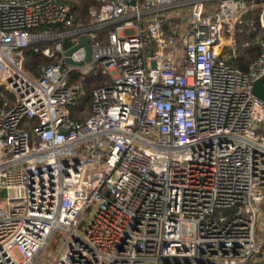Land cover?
<instances>
[{
  "label": "built area",
  "instance_id": "2783aa9c",
  "mask_svg": "<svg viewBox=\"0 0 264 264\" xmlns=\"http://www.w3.org/2000/svg\"><path fill=\"white\" fill-rule=\"evenodd\" d=\"M97 2L85 26L65 0H0V264H264L263 14L258 55L233 62L264 0ZM83 37L90 59L67 56ZM29 46L51 59L37 76Z\"/></svg>",
  "mask_w": 264,
  "mask_h": 264
},
{
  "label": "trees",
  "instance_id": "16d2710c",
  "mask_svg": "<svg viewBox=\"0 0 264 264\" xmlns=\"http://www.w3.org/2000/svg\"><path fill=\"white\" fill-rule=\"evenodd\" d=\"M69 2L68 0H65ZM72 8V14L75 22H80L82 25L87 26L89 24L90 16H89V9L92 7H97L98 2L97 0H77V2H69ZM262 7H257L245 12L237 25L236 29V51H235V58L233 59L234 65L242 70H245L248 64L258 55V46H257V38L259 33L262 30V26L260 24V9ZM181 19L180 18H173L174 23H178ZM110 28V27H109ZM100 30L98 32L99 40L104 43L106 42V33L109 29ZM62 30L59 26H41L32 29V32L43 33H56ZM51 44V43H50ZM25 70L32 76H37L36 71L39 70L40 66L47 65L51 63V59L43 56L40 53L33 52L32 48L28 47L25 50ZM76 75H72V79L75 80ZM104 76L101 75H90L84 81L85 86V95L80 100L77 105H81V107L85 108V105L88 109L89 114V104H90V97H91V90L93 87L100 85L103 80ZM79 107V108H81ZM72 110V109H70ZM84 110V109H83ZM82 111L72 110L71 116L78 120H83L85 118L81 117Z\"/></svg>",
  "mask_w": 264,
  "mask_h": 264
},
{
  "label": "water",
  "instance_id": "95a60500",
  "mask_svg": "<svg viewBox=\"0 0 264 264\" xmlns=\"http://www.w3.org/2000/svg\"><path fill=\"white\" fill-rule=\"evenodd\" d=\"M130 4H133L135 0H127ZM80 46H84L86 50L85 61L90 59V46L88 43V38L83 37L76 45L72 46L66 51V55L69 56L74 50L78 49ZM66 61L70 64L79 65L81 62H73L69 57L66 58ZM252 93L260 100L264 101V74L257 79L252 85Z\"/></svg>",
  "mask_w": 264,
  "mask_h": 264
},
{
  "label": "rangeland",
  "instance_id": "374dc122",
  "mask_svg": "<svg viewBox=\"0 0 264 264\" xmlns=\"http://www.w3.org/2000/svg\"><path fill=\"white\" fill-rule=\"evenodd\" d=\"M69 2H77V0H68ZM183 12H185L186 13V15H187V11H186V9L185 10H183ZM183 12H181V13H183ZM260 12H261V14H263V19H264V7H262L261 9H260ZM260 14V15H261ZM261 17V16H260ZM89 24H90V20H89ZM261 24V23H260ZM237 40V39H236ZM48 45H50V42H43V43H40V44H38V46L40 47V48H43L44 46H48ZM30 48H31V46H29ZM25 62H26V57H25V60H24V66H25ZM43 66V65H42ZM41 67V66H40ZM38 73V70L36 71V74ZM79 107H81V105H76V106H72L71 107V109L72 110H77V108H78V110L79 111H82L83 109V113L81 114V117L82 118H85L87 115H88V109H87V107H86V105H85V108L84 107H81V108H79ZM71 110V111H72ZM256 235H257V238L260 240V242H261V244H263V246H264V202L262 203V205H261V215H260V223L258 224V226H257V230H256ZM35 264H41V260L40 259H38L36 262H35Z\"/></svg>",
  "mask_w": 264,
  "mask_h": 264
},
{
  "label": "crops",
  "instance_id": "0c3cea01",
  "mask_svg": "<svg viewBox=\"0 0 264 264\" xmlns=\"http://www.w3.org/2000/svg\"><path fill=\"white\" fill-rule=\"evenodd\" d=\"M215 4H216V2H215ZM188 6L189 5H187V4H183V3H181V4H179L177 7H175L176 9H172V10H180L181 12H183V10H185L186 9V11H187V9H188ZM183 15H186V13L185 12H183L182 13V15L180 16V17H178V18H180L181 20L180 21H182L186 16H183ZM179 21V22H180ZM178 22V23H179ZM176 24V23H175Z\"/></svg>",
  "mask_w": 264,
  "mask_h": 264
}]
</instances>
